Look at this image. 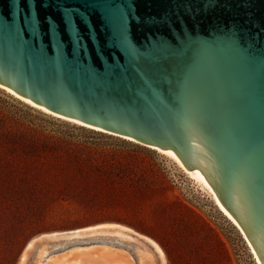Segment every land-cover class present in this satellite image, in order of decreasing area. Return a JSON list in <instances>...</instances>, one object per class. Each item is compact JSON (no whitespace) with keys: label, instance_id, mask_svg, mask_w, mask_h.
I'll return each mask as SVG.
<instances>
[{"label":"water","instance_id":"obj_1","mask_svg":"<svg viewBox=\"0 0 264 264\" xmlns=\"http://www.w3.org/2000/svg\"><path fill=\"white\" fill-rule=\"evenodd\" d=\"M0 84L176 153L264 264V0H0Z\"/></svg>","mask_w":264,"mask_h":264},{"label":"rangeland","instance_id":"obj_2","mask_svg":"<svg viewBox=\"0 0 264 264\" xmlns=\"http://www.w3.org/2000/svg\"><path fill=\"white\" fill-rule=\"evenodd\" d=\"M36 161L48 171L37 190L41 204H33V197L19 188L22 168H33ZM7 184L15 191L0 188V264H22L28 244L46 234L102 223L151 237L165 251L166 264H257L211 193L173 159L45 114L0 89V186ZM104 244L119 253L105 252ZM44 245L48 256H65L66 264L77 259L102 264L136 255L132 245L108 237L60 249ZM44 245L27 251L33 264Z\"/></svg>","mask_w":264,"mask_h":264},{"label":"bare ground","instance_id":"obj_3","mask_svg":"<svg viewBox=\"0 0 264 264\" xmlns=\"http://www.w3.org/2000/svg\"><path fill=\"white\" fill-rule=\"evenodd\" d=\"M0 89L4 90L8 94H10L13 97H15L16 99L24 102L25 104L29 105L30 107H33V108H35V109H37V110H39L45 114H48L50 116H53L55 118H58V119H61V120L67 121V122H71V123L76 124V125L81 126V127H85V128L97 131V132H102V133H105L108 135L120 137L122 139L140 144L142 146H145L149 149L155 150V151L162 153V154L168 156L169 158L173 159L176 162V164L186 174H188V176L190 178L194 179L204 189L208 190L211 193L213 200H214V203L217 206V208L219 209V211L234 226L237 227V229L241 232V234L243 235V237L247 241L248 245L250 246L251 252L254 255L256 263L262 264L261 260L259 259L256 251L254 250V248H253L249 238L247 237L245 231L243 230L242 226L223 207V205L221 204L219 197H218L216 191L214 190V188L203 177H199V176L194 175L187 168V166L181 161V159L179 158V156L176 153L166 151V150L159 148L157 146H154V145L143 144V143L139 142L138 140L131 138L129 136H123L120 134H116V133L104 130L102 128L86 124L82 121L57 114V113H55V112H53L47 108H44V107L36 104L35 102L25 98L24 96L16 93L15 91L4 87L1 84H0ZM61 234H66V235H61ZM102 237H108V239H112V238L117 239L119 241H123V242H126V243L132 245L135 252H136V257L138 258V264H159V262L161 264L167 263V257H166L165 251L154 239H152L151 237L146 236L144 234H141V233L133 230L132 228H130L128 226L118 224V223H102V224L86 227L83 229H77V230H73V231L55 232L52 234H46L45 239L48 240V241H46L48 243L50 240L65 239L64 244H67L69 242L80 241L82 239L83 240L84 239H90V238L101 239ZM36 242H37V240H35V239L32 240L28 244L27 249L25 248L26 250H24V253H23L22 258H21L22 264L27 259V255H28L27 253H29L27 251L29 249H32L35 246ZM81 249H82V247H79L78 250H81ZM104 250H105V252H108V253H112V254L114 253L113 255L119 253L118 248H115L112 245L110 246L108 244H104ZM48 253H49V247H47V245L46 246L44 245L39 250L38 257H37V264H66V261L63 259L65 256H63V257L61 256L62 258L61 257L60 258L52 257V256H48ZM50 260H52L53 263L50 262ZM81 261H82L81 259H77V260L73 261L72 264H82ZM133 261H134L133 256L130 253H127V254H125L124 258H118V259L115 258L114 260H108L107 262H104L102 264H133Z\"/></svg>","mask_w":264,"mask_h":264},{"label":"trees","instance_id":"obj_4","mask_svg":"<svg viewBox=\"0 0 264 264\" xmlns=\"http://www.w3.org/2000/svg\"><path fill=\"white\" fill-rule=\"evenodd\" d=\"M22 169H24V174L23 176H21V182H20V186L21 187V193L22 194H26L27 197L28 195L30 197H33V204H41L40 200H38V189L40 188L39 186V182L41 181L40 185L42 186V174L43 176L48 173V171L41 165V164H36L33 166V168H31L30 166H25ZM33 171V172H32ZM36 175L37 178H34V176ZM34 180H36L34 182ZM0 188H5L9 191H15L14 188L15 186L11 185V184H7L5 187L0 186ZM40 194V193H39ZM37 197V198H35ZM31 201V200H30ZM29 201V202H30ZM26 203L28 204V202H23V204L26 205Z\"/></svg>","mask_w":264,"mask_h":264},{"label":"crops","instance_id":"obj_5","mask_svg":"<svg viewBox=\"0 0 264 264\" xmlns=\"http://www.w3.org/2000/svg\"><path fill=\"white\" fill-rule=\"evenodd\" d=\"M94 244H96V243H94ZM31 260L32 259H31V257H29V254H28V257H27V260H26V263L25 264H33V262Z\"/></svg>","mask_w":264,"mask_h":264}]
</instances>
